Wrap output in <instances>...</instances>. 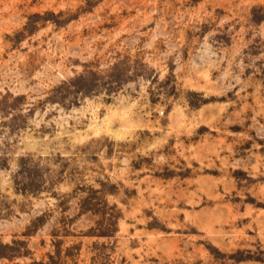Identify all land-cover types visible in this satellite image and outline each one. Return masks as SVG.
Listing matches in <instances>:
<instances>
[{
  "label": "rangeland",
  "instance_id": "obj_1",
  "mask_svg": "<svg viewBox=\"0 0 264 264\" xmlns=\"http://www.w3.org/2000/svg\"><path fill=\"white\" fill-rule=\"evenodd\" d=\"M0 264H264V0H0Z\"/></svg>",
  "mask_w": 264,
  "mask_h": 264
}]
</instances>
